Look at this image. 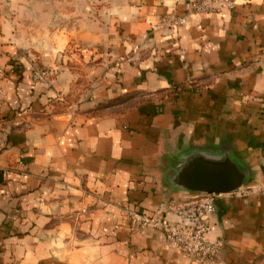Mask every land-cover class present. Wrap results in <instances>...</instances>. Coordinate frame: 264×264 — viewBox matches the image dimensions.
Instances as JSON below:
<instances>
[{
	"label": "crops",
	"instance_id": "obj_1",
	"mask_svg": "<svg viewBox=\"0 0 264 264\" xmlns=\"http://www.w3.org/2000/svg\"><path fill=\"white\" fill-rule=\"evenodd\" d=\"M194 1L124 9V45L136 50L121 84L108 79L80 109L136 91L142 102L119 115L69 111L33 121L8 142L11 123L0 124V214L12 212L14 229L0 232V264H197L129 217L174 220L170 205L199 196L169 182L196 150L248 168V183L215 201L208 238L223 248L213 264H264V175L250 165L264 166V0L209 12L192 10ZM20 89L18 99L4 85L0 118L19 101L30 112L48 104L43 85ZM11 165L17 174L3 172Z\"/></svg>",
	"mask_w": 264,
	"mask_h": 264
},
{
	"label": "rangeland",
	"instance_id": "obj_2",
	"mask_svg": "<svg viewBox=\"0 0 264 264\" xmlns=\"http://www.w3.org/2000/svg\"><path fill=\"white\" fill-rule=\"evenodd\" d=\"M137 1L140 0H0V95L4 85H9L13 96L20 99L23 83L40 84L48 90L49 100L37 112H30L23 107L24 101H19L0 118V124L11 123L5 141L12 131L27 129L33 121L69 111L119 115L144 100L136 91L80 109L92 100L97 88L107 85L108 79L116 86L121 84L118 79L122 65L129 62L136 47L124 45L120 16ZM250 165L264 175V166ZM3 172L17 174L19 170L11 165ZM11 213L4 210L0 214V232L8 236L14 230ZM2 245L5 244L0 242Z\"/></svg>",
	"mask_w": 264,
	"mask_h": 264
},
{
	"label": "built area",
	"instance_id": "obj_3",
	"mask_svg": "<svg viewBox=\"0 0 264 264\" xmlns=\"http://www.w3.org/2000/svg\"><path fill=\"white\" fill-rule=\"evenodd\" d=\"M215 7L231 8V0H200L192 2V10L209 12ZM220 194L194 196L190 201L169 206L174 220L166 214L147 216L131 211L129 217L134 229L149 227L159 231L168 243L187 259L197 264H213L223 248L221 239H209V218L215 211V201Z\"/></svg>",
	"mask_w": 264,
	"mask_h": 264
},
{
	"label": "water",
	"instance_id": "obj_4",
	"mask_svg": "<svg viewBox=\"0 0 264 264\" xmlns=\"http://www.w3.org/2000/svg\"><path fill=\"white\" fill-rule=\"evenodd\" d=\"M247 171L227 153L192 151L182 157L181 166L169 182L188 194H232L247 183Z\"/></svg>",
	"mask_w": 264,
	"mask_h": 264
}]
</instances>
